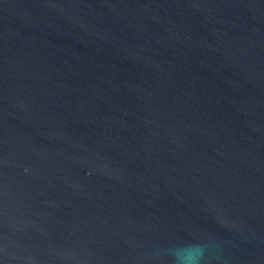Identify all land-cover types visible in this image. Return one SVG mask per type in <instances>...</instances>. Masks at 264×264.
Instances as JSON below:
<instances>
[{
    "label": "water",
    "instance_id": "obj_1",
    "mask_svg": "<svg viewBox=\"0 0 264 264\" xmlns=\"http://www.w3.org/2000/svg\"><path fill=\"white\" fill-rule=\"evenodd\" d=\"M0 264H264V0H0Z\"/></svg>",
    "mask_w": 264,
    "mask_h": 264
},
{
    "label": "clouds",
    "instance_id": "obj_2",
    "mask_svg": "<svg viewBox=\"0 0 264 264\" xmlns=\"http://www.w3.org/2000/svg\"><path fill=\"white\" fill-rule=\"evenodd\" d=\"M198 247V246H197ZM200 258V257H199Z\"/></svg>",
    "mask_w": 264,
    "mask_h": 264
}]
</instances>
